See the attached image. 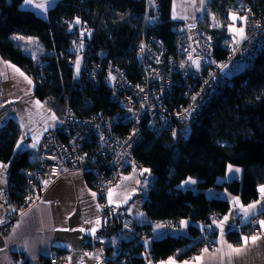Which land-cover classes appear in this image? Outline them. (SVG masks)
Instances as JSON below:
<instances>
[{
    "label": "trees",
    "instance_id": "obj_1",
    "mask_svg": "<svg viewBox=\"0 0 264 264\" xmlns=\"http://www.w3.org/2000/svg\"><path fill=\"white\" fill-rule=\"evenodd\" d=\"M23 2L0 0V57L21 67L27 74L31 73L35 97L57 117L67 107L80 116L98 112L109 115L117 110L116 104L109 100V90L101 81L97 86L90 81L81 86L72 82V55L68 51L74 40L72 31L76 28V18L85 23L89 31L83 48V64L103 57L104 62H117L132 81H138L141 70L135 60L134 48L141 37L160 38L166 55H176L177 38L170 29L179 22L170 17L172 0H158L159 20L148 24L145 23V0H57L44 17L23 8ZM246 8L259 17L264 14V0L208 2L207 11L222 24L210 29L215 37L217 59H224L228 54L229 34L225 25L229 15L235 12L242 16ZM205 19L206 13L199 24L205 25ZM14 35L34 38L37 49L30 51L28 43L12 39ZM41 60L47 65L39 75L36 66ZM243 65L229 76V83L216 96L202 104L196 118L185 124L173 123L170 129L157 136L144 130L142 141L134 148L135 158L143 168L150 170L153 178L142 206L146 216L152 221L170 222L171 225L187 219L190 222L187 235L156 239L147 255L141 241L135 244L122 239L121 252L113 261L127 254L131 255L127 256L125 264L158 262L173 255L182 261L193 258L204 247H211L216 236L212 221L224 216L230 205L227 199L218 195L208 197L206 190L225 189L232 195L239 194L238 179L218 182L229 164L244 169L257 185L264 184V49L251 63ZM182 90L176 88L168 98L174 108L187 101ZM126 128L118 126L119 130ZM18 135L19 127L15 121L8 120L2 126L1 161H9ZM30 155V151H22L10 166L8 180L13 182L12 196L17 195V198L21 196L25 182L19 169L28 167L36 158L30 161ZM189 177L197 181L194 191L179 186ZM85 179L87 182V176ZM119 226L118 216H105L95 237L118 233ZM248 229L249 226H241L238 230H229L226 238L239 244Z\"/></svg>",
    "mask_w": 264,
    "mask_h": 264
},
{
    "label": "built area",
    "instance_id": "obj_2",
    "mask_svg": "<svg viewBox=\"0 0 264 264\" xmlns=\"http://www.w3.org/2000/svg\"><path fill=\"white\" fill-rule=\"evenodd\" d=\"M159 10L158 0H145V23L159 20ZM245 15L248 20L242 22V26L245 27L247 39L241 40L238 45L229 43L226 58L220 60L216 57L214 35L209 28L200 24L179 22L171 27L170 31L177 38L175 56L166 55L160 38L141 37L134 48L135 60L141 70L138 81H132L117 62H104L103 57L83 64V48L87 44L89 31L82 21L75 23L76 28L72 31L74 40L68 51L72 55V82L81 86L90 81L97 86L101 81L109 90V100L116 104L117 110L109 115L98 112L96 115L80 116L67 107L57 117L59 125L47 130L39 140L35 160L28 167L19 169L25 178L21 196H12L13 182L10 180L0 191V198L10 208L5 223L0 225V235L5 237L9 234L15 220L42 200L54 180L78 170L87 176L88 185L96 193L102 206L99 208L101 215L119 217V232L124 240L136 244L147 236L150 226L140 224L136 218L125 214L122 208L106 201L108 188L115 187L127 171L134 169L133 165L136 170L143 168L133 152L142 141L144 130L157 136L170 129L173 123L185 124L196 118L202 104L229 83L228 71L236 62L249 64L264 49V14L256 17L250 8H246ZM189 25L194 27L190 28ZM189 54L192 59L199 60L198 68L189 59ZM77 57L80 58L79 73ZM223 64L227 67L221 68ZM46 65L47 62L43 60L37 62L39 75H42ZM28 75L31 76V73ZM110 76L115 79H110ZM176 88L183 89V97L187 100L179 108H174L168 99ZM193 96H196L195 101ZM185 109H192L191 115H187ZM118 126L127 128L119 130ZM54 168L55 174L52 171ZM49 178L52 182L45 188L43 182ZM257 222V217L249 219L252 232H258ZM207 241L210 242V239ZM129 255H122L111 264H125ZM49 258L47 263L62 264L54 250ZM19 259V253L13 254V264H19ZM41 263L45 264V261Z\"/></svg>",
    "mask_w": 264,
    "mask_h": 264
},
{
    "label": "crops",
    "instance_id": "obj_3",
    "mask_svg": "<svg viewBox=\"0 0 264 264\" xmlns=\"http://www.w3.org/2000/svg\"><path fill=\"white\" fill-rule=\"evenodd\" d=\"M173 2L174 0H172L170 17L173 21L184 24H199L208 3L207 0H205L203 5H201L200 0H175L177 5V18L173 19ZM45 15L39 16L44 17ZM230 24L232 23L228 21L225 26L229 34L228 43H233V34L228 31V26ZM236 26H242V22L239 20ZM0 60L7 61L1 57ZM8 62L15 65L10 61ZM15 66L32 80L24 69L17 65ZM0 72L6 73L9 77L7 80L0 77V103L3 106L2 109H0V130L8 120L15 121L19 127V135L9 161L5 162L0 160V163L8 165L6 170H0V179L5 181L0 183V191H2L8 181L10 166L18 158L20 153L24 150H28L31 152L29 157L30 161L35 158L36 148L30 147L33 143V137L38 135L40 140L43 134L52 128L53 120L50 119L51 116H49V113L52 115L55 114L44 102L35 97L33 80L32 84L29 85L22 77L18 74H14L11 69L6 68L2 63H0ZM36 101H39L43 107L37 108L35 106ZM36 109L41 112V116H37ZM55 117L57 116L55 115ZM45 121H47V123H45ZM22 125L24 126L22 127ZM18 140L21 141V147L19 149L16 147ZM226 173L227 168L224 177ZM135 174L136 172L129 170L122 177L130 175H134L135 177ZM233 179H238L240 181V191L237 195H232L227 192L224 197L229 201V210L232 209L229 221L225 225L224 239L234 246H240L242 240L239 244H233L227 240L226 233L229 230H238L241 226H250L249 219L253 217H257L258 221L264 220V202L257 206L254 215L250 216L248 220H245L239 206L233 208L231 198L239 197L240 203L246 206L260 198L258 192V187L260 185L254 183L244 169H242L240 173L235 174V178ZM137 180H139L137 176L132 180L120 179L118 184H120L121 187L117 189V193L131 192L132 189H136V191L132 193L126 203L119 202L120 199L123 198L121 196L114 198L116 202L113 204L122 208L125 214L136 218L140 224L150 226L149 234L141 240L144 254L147 255L154 240L167 235L173 237L187 235L190 222L187 219H182L188 222L186 227L181 226V220L175 225L168 227L162 222H155L149 219L142 209V206L153 183V178H150L147 188L143 187L142 181L136 183ZM229 180L232 179L226 178L220 182ZM196 185L197 181L195 184L187 185H182V183H180L179 186L182 189L194 191L196 190ZM93 192L94 190L87 184L84 174L78 170L65 173L54 180L49 185L42 200L38 204L29 207L24 212L27 213L26 215L21 214L15 220L10 228L9 234L5 237L0 235V264H13V254L15 253L20 254L19 264H24L25 262L28 264H42V260L45 261V264H50L47 262L50 259V252L52 250L56 252V258L61 260L62 264H80L81 259L83 260V264H108L110 261L116 259L121 252L120 242L123 239L120 232L118 231V233L96 238L88 231L94 227V222L97 219L100 220V227H102L105 222V217L101 215L100 209L97 208L99 204L98 199L97 197L94 199L92 196ZM215 193L216 195L218 194V192ZM105 199L108 202V192L106 193ZM9 210V206L0 198V219L4 220ZM229 210L225 215H229ZM224 216L220 219H223ZM85 220L91 223L86 224L84 223ZM158 223L164 226L156 229L154 232L153 229ZM16 225L19 226L16 227ZM256 226L258 232H260L261 228L258 222ZM81 227H83L85 231H79ZM100 227L96 229V233ZM65 228L76 229V231H63L62 229ZM212 228L216 231V236L213 238V245L207 247L209 249V256L206 257L204 264H219L218 259L211 258V253L214 252L216 248L220 247L219 243H217L220 230L214 224ZM146 239L149 241L147 247L144 244ZM201 250L195 256L199 255ZM85 253H90L92 255L88 256L85 255ZM69 257H71V262H69ZM96 257H99V259ZM183 261L185 260H177V264H181ZM158 262H152V264H158ZM147 264H149V261ZM233 264H264V240L259 241L256 245H251L243 256L234 258Z\"/></svg>",
    "mask_w": 264,
    "mask_h": 264
},
{
    "label": "snow or ice",
    "instance_id": "obj_4",
    "mask_svg": "<svg viewBox=\"0 0 264 264\" xmlns=\"http://www.w3.org/2000/svg\"><path fill=\"white\" fill-rule=\"evenodd\" d=\"M32 3H33V0H24L25 5H31ZM200 3H201V5H203L205 3V0H200ZM35 7L46 11V4L45 3L35 4ZM176 7H177V5H176L175 0H174V2H173V19L177 18ZM213 19L215 21V17H213ZM230 19L232 20V24H230L228 26V31L233 34V37H234L233 43L238 45L241 40H245V39H247V37L245 34V27L244 26L237 27L235 22L239 19L241 22L246 23L248 20V16H246V15L245 16H239L237 13L233 12L230 14ZM75 23L76 24L80 23L79 18H76ZM215 26L219 27L218 21L215 22ZM70 27H71V25H70ZM189 27L190 28L194 27V25H189ZM256 27H259V25H256ZM82 35H83V33H82ZM12 39L27 40V42L29 44L34 42V38H32V37L25 38V37L19 36V35H14L12 37ZM80 47L81 48L83 47V42H81ZM141 50H143V45L141 46ZM33 58H35V56H33ZM189 59H192L191 54H189ZM0 63H2L6 68L11 69V71L14 74H18L20 77H22L23 80L26 81L29 85L32 84V80L27 75H25L24 72H22L19 68H17L15 65H12L8 61H4V60H0ZM192 63L195 64L197 66V68L199 67V60L198 59H192ZM76 65H77V73H79V65H80V58L79 57H77ZM220 67L225 68V67H227V65L223 64V65H220ZM0 77H2L5 80L9 79L8 75L4 72H0ZM110 79H115V77L110 76ZM29 91H30V89H29ZM141 91H143V89H141ZM197 95H199V94H197ZM192 99H193V101H195L196 96H193ZM35 106L37 108L43 107V105H41L39 101L35 102ZM0 107H2V105H0ZM191 111H192V109H185V113L187 115H191ZM50 119L56 120L55 115H52L50 117ZM45 123H47V121H45ZM23 126L24 125H22V127ZM173 135H175V132L173 133ZM22 139H23V137H22ZM38 143H39V136L36 135L33 137V143L30 145V147L36 148ZM16 147H17V149H19L21 147V141H19V140L17 141ZM7 168H8L7 164L0 163V170H6ZM133 168H134V172H135V170H136L135 165H133ZM52 171L54 174L56 173L55 168ZM241 171L242 170L240 168L234 167L233 165L229 164L227 166L226 178L233 179V178H235V174L240 173ZM149 172H150V170L147 168L142 169L141 175H143L144 173H149ZM229 174H231V175H229ZM134 178H135L134 175H130V176L122 177L121 179L122 180H132ZM3 182H5V181L0 179V183H3ZM51 182H52L51 178L44 180L43 183H44L45 188H47V186ZM136 183H140V181L137 180ZM181 183H182V185L195 184L196 181L194 179H192L191 177H189L186 180L182 181ZM120 187H121V185L117 184L115 188H113L111 186L108 188V203L109 204L115 203L116 199H114V198L121 197V196L123 198L120 199L119 202L120 203H126L127 200L129 199V197L132 195V193L136 191V189H132L131 192L117 193V189H119ZM258 192H259L260 198L253 201L252 203H249L246 206H244L240 203L239 197H232L231 198L233 208H236L237 206H239L240 211L243 213V217L245 220H248V218L250 216L254 215L256 212L257 206L261 205L262 202H264V185H260L258 187ZM92 196L95 199L96 193L93 192ZM37 199H40V198L37 197ZM101 207H102L101 205H99V204L97 205L98 209ZM231 213H232V209L229 210V215H225L223 217V219H220L219 221H217L214 218L212 221V224L216 225V227L219 228V230H220V236H219V239L217 241V243H219L220 247L216 248L214 250V252L211 253V258L212 259H218L219 264H233L234 258H239V257L243 256L249 250V247L251 245H256L259 241L264 240V220H259L258 223H259L260 228H261L260 232L254 234V235H251V236H242L241 237L242 244L240 246H234V245L228 243L224 239V234H225V225L228 223ZM26 214L27 213H22V215H26ZM140 215H143V214H140ZM3 223H5V221L3 219H0V224H3ZM84 223L87 224V223H91V222L85 220ZM187 223L188 222L184 221V220L180 221V224L182 227H186ZM18 226L19 225H16V227H18ZM163 226L164 225L158 223L155 225V228L153 229V231L155 232L156 229L162 228ZM98 227H100V220L99 219H97L94 222V227H92L88 231H90L91 234L93 236H95L96 229ZM208 227L211 228V226H208ZM62 230L63 231H69V230L76 231V229H67V228L62 229ZM79 231L83 232V231H85V229L83 227H81L79 229ZM148 243H149V241L146 239L144 241V244L146 247H147ZM177 251L179 252L180 250L178 249ZM85 255L91 256L92 254L85 253ZM208 256H209V249L207 247H205L201 250L199 255L194 256L193 258H191V260H185V261L181 262V264H204V261H205L206 257H208ZM96 258L99 259V257H96ZM68 259H69V262H71V257H69ZM80 264H83L82 259L80 261ZM149 264H152L151 260H149ZM158 264H177V260L175 258V255H173V256H169L166 260L159 261Z\"/></svg>",
    "mask_w": 264,
    "mask_h": 264
},
{
    "label": "rangeland",
    "instance_id": "obj_5",
    "mask_svg": "<svg viewBox=\"0 0 264 264\" xmlns=\"http://www.w3.org/2000/svg\"><path fill=\"white\" fill-rule=\"evenodd\" d=\"M56 1L57 0H33V3L31 5H25L24 2H23L22 3V7L34 11V13L37 14V15H45L46 12H47V9L50 8L51 6H53ZM207 2H210V0H207ZM38 3H45L46 4V11L41 10L39 8H36L35 7V4H38ZM206 8H207V6H206ZM205 13H206V19H205V25H206V27H208L209 29L217 27V26H215V22L216 21L219 22V26L222 25L221 22L216 18V16L212 12L207 11V9H206V12H204V14ZM213 17H215V21H214ZM228 21L230 23H232V20L230 19V15L228 17ZM238 22H239V19L235 23L237 24ZM205 25H203V26H205ZM217 28H219V27H217ZM25 41L27 42V40H25ZM28 45H29L30 51H33V50H36L37 49L36 44H35V40L31 44L28 43ZM243 67H244V65L241 62H236V64L234 65V67L231 68L228 71V74L231 75V74L235 73L236 71L240 70ZM35 111H36L37 116H41V112L39 110L36 109ZM49 116H52V114L49 113ZM58 125H59V121H58V119L56 117V120H53L52 121V128L57 127ZM234 167H238V166H234ZM238 168H240L242 170L241 167H238ZM142 169H145V168H142ZM142 169L135 170V172H136L135 175L139 178V181L140 182L142 181L143 187H146L147 188L148 187V184H149V181H150V178L152 177V175L150 173H144L143 175H141V170ZM132 171H134V169ZM224 179H226V176L225 177L224 176L219 177L218 178V182H220L221 180H224ZM215 191H216L215 189L206 190V195L208 197L215 196L216 195ZM226 194H227V191L224 189L222 191L221 190L218 191V194L217 195H219L220 197L224 198ZM164 225L169 227L171 224L170 223H166ZM249 227H250V229H248V233L246 234V236H251V235H254V234L257 233V232H252V230H251L252 227L251 226H249Z\"/></svg>",
    "mask_w": 264,
    "mask_h": 264
},
{
    "label": "water",
    "instance_id": "obj_6",
    "mask_svg": "<svg viewBox=\"0 0 264 264\" xmlns=\"http://www.w3.org/2000/svg\"><path fill=\"white\" fill-rule=\"evenodd\" d=\"M0 105H2L1 103H0ZM3 107V106H2ZM2 107H0V109H2Z\"/></svg>",
    "mask_w": 264,
    "mask_h": 264
}]
</instances>
